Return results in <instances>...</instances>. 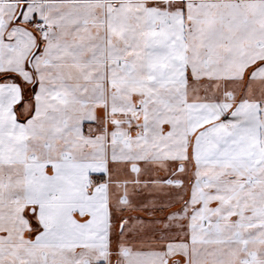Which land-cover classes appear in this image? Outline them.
Masks as SVG:
<instances>
[{"label": "snow or ice", "instance_id": "snow-or-ice-1", "mask_svg": "<svg viewBox=\"0 0 264 264\" xmlns=\"http://www.w3.org/2000/svg\"><path fill=\"white\" fill-rule=\"evenodd\" d=\"M0 264H264V0H0Z\"/></svg>", "mask_w": 264, "mask_h": 264}]
</instances>
